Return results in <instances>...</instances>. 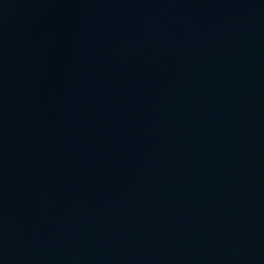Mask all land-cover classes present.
<instances>
[{
  "label": "water",
  "instance_id": "obj_1",
  "mask_svg": "<svg viewBox=\"0 0 264 264\" xmlns=\"http://www.w3.org/2000/svg\"><path fill=\"white\" fill-rule=\"evenodd\" d=\"M0 264H264V0H0Z\"/></svg>",
  "mask_w": 264,
  "mask_h": 264
}]
</instances>
